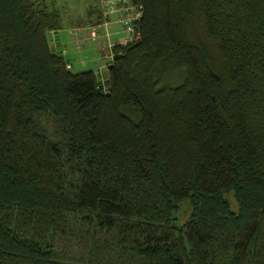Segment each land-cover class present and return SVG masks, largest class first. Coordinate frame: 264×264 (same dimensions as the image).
Masks as SVG:
<instances>
[{
    "label": "trees",
    "instance_id": "1",
    "mask_svg": "<svg viewBox=\"0 0 264 264\" xmlns=\"http://www.w3.org/2000/svg\"><path fill=\"white\" fill-rule=\"evenodd\" d=\"M131 2L102 79L0 0V264H264V0Z\"/></svg>",
    "mask_w": 264,
    "mask_h": 264
},
{
    "label": "rangeland",
    "instance_id": "2",
    "mask_svg": "<svg viewBox=\"0 0 264 264\" xmlns=\"http://www.w3.org/2000/svg\"><path fill=\"white\" fill-rule=\"evenodd\" d=\"M94 1L95 0H46V2L56 6L60 10L61 27L57 30V32L52 33V35H60L62 40L68 42L66 48L68 55H66V58L71 62L70 70L74 72L81 70H93L98 78H101L102 70H99L98 68L100 64H104L107 61V58L103 57L104 48L102 47V44H105L104 40L109 27H107V30L106 27L101 28V22L99 19H97L91 26L97 28L98 33H96V36L93 38L92 34L91 38V36L88 35L87 40L78 46H75L74 43L76 34L78 33L76 32L75 27L76 22L87 16V9L89 8L90 4L94 3ZM113 11H111L112 13L109 14L111 20L114 19L118 13V10L115 12ZM71 29L76 33H70L69 30ZM103 71L105 73L106 70L103 69ZM225 196L229 201L231 209L236 211L238 205L233 193L231 191L226 192ZM189 213V204L187 202L182 203L179 211L177 212L179 222L182 223L185 221L188 218Z\"/></svg>",
    "mask_w": 264,
    "mask_h": 264
},
{
    "label": "crops",
    "instance_id": "3",
    "mask_svg": "<svg viewBox=\"0 0 264 264\" xmlns=\"http://www.w3.org/2000/svg\"><path fill=\"white\" fill-rule=\"evenodd\" d=\"M104 12V6L101 3V0H95L94 3L90 4L89 8L87 9V16L83 17L80 21L76 22V39L74 40L75 46H78L82 44L84 41L87 40V36H91L92 34L97 31V28L93 29L91 26L95 23V21L99 18L100 21H104L103 24L99 25L102 27H109V30L107 31L106 38L104 40L105 44H102V47L104 48L103 51V57L107 58V61L104 64H100L99 70H102V79H104L107 76V65L112 59V46L115 43H123V32H122V26L121 22L119 21V14L117 13L114 19H110L109 14L112 13L111 11L108 12V15L106 17L103 16ZM115 12V11H113ZM99 14H101L99 16ZM99 17H98V16ZM115 25V26H114ZM57 32V31H55ZM52 32V33H55ZM70 33H76L74 30H69ZM87 33V34H86ZM52 40L56 46V48L63 51L65 55H68L67 52V43L65 40H62L60 38V35H52ZM70 40V39H69ZM102 51V50H101ZM70 62V61H69ZM71 65V62H70ZM105 69V73L103 71Z\"/></svg>",
    "mask_w": 264,
    "mask_h": 264
},
{
    "label": "built area",
    "instance_id": "4",
    "mask_svg": "<svg viewBox=\"0 0 264 264\" xmlns=\"http://www.w3.org/2000/svg\"><path fill=\"white\" fill-rule=\"evenodd\" d=\"M104 6L103 16L106 17L109 11H117L119 21L121 22L123 32V43L134 42L139 38V31L135 24L136 19L140 15V4L133 3L131 0H101ZM101 24L104 21H100ZM95 29V27H92ZM96 31L93 33V38Z\"/></svg>",
    "mask_w": 264,
    "mask_h": 264
}]
</instances>
